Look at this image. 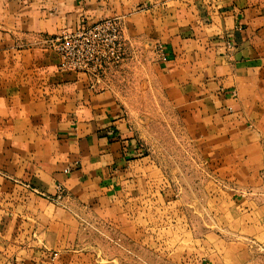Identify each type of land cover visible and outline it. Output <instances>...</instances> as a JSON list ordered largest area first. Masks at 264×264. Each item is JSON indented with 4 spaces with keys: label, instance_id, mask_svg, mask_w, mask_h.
<instances>
[{
    "label": "crops",
    "instance_id": "0c3cea01",
    "mask_svg": "<svg viewBox=\"0 0 264 264\" xmlns=\"http://www.w3.org/2000/svg\"><path fill=\"white\" fill-rule=\"evenodd\" d=\"M110 18L123 27L130 69L153 66L160 96L199 118V138L223 135L207 155L228 180L214 177L208 196L245 198L256 186L262 160L246 153L264 134V0H0V137L19 151L7 163L21 185L0 209V264H74L91 212L129 236L141 221L184 226V206L115 91L64 69L52 45Z\"/></svg>",
    "mask_w": 264,
    "mask_h": 264
},
{
    "label": "rangeland",
    "instance_id": "374dc122",
    "mask_svg": "<svg viewBox=\"0 0 264 264\" xmlns=\"http://www.w3.org/2000/svg\"><path fill=\"white\" fill-rule=\"evenodd\" d=\"M124 41L123 60L101 70L99 77L101 82L105 78L104 87L114 90L127 108L138 138L165 173L163 185L169 186L167 190L174 194L172 199H178V204L184 206V226L181 229L177 224L167 230L160 220L152 222L149 228L141 221L140 228L129 236L127 230L113 229L110 223L104 225L91 212L78 235L79 257L74 264H264V134L261 148L246 153L253 163L262 160L256 186L252 191L241 188L251 191V196L230 198L222 193L215 198L208 196L214 177L228 180L224 168L215 167L211 159L216 145L223 144V135H214L206 141L199 138L195 123L199 118L182 116L175 109L177 106L160 96V73L153 66L130 69L125 38ZM1 139L0 179L7 183L0 184V209L15 205L12 197L5 196L14 195L15 186H21L15 182L16 166L7 163L19 151L6 148ZM209 151L212 157L207 155ZM235 175L239 179L244 177L240 173ZM226 181L221 187L224 192L233 188V183ZM63 198L64 191L60 188L50 201L59 204ZM251 202L256 209L249 207ZM177 236L182 243L176 245Z\"/></svg>",
    "mask_w": 264,
    "mask_h": 264
},
{
    "label": "built area",
    "instance_id": "2783aa9c",
    "mask_svg": "<svg viewBox=\"0 0 264 264\" xmlns=\"http://www.w3.org/2000/svg\"><path fill=\"white\" fill-rule=\"evenodd\" d=\"M52 45L64 69L87 74L97 83H101V70L119 64L125 54L118 19L82 22L75 31L61 34Z\"/></svg>",
    "mask_w": 264,
    "mask_h": 264
}]
</instances>
